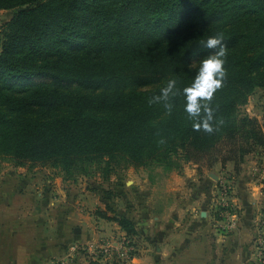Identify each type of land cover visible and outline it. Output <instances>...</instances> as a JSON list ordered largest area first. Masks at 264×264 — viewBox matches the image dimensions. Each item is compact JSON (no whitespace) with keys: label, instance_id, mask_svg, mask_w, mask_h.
Listing matches in <instances>:
<instances>
[{"label":"trees","instance_id":"1","mask_svg":"<svg viewBox=\"0 0 264 264\" xmlns=\"http://www.w3.org/2000/svg\"><path fill=\"white\" fill-rule=\"evenodd\" d=\"M1 9L15 12L0 31V154L16 165L107 175L124 159L173 171L264 147L262 124L240 113L264 88V0H0ZM216 32L227 78L208 134L193 130L182 90ZM169 78L181 92L170 115L149 104ZM97 215L135 232L129 218Z\"/></svg>","mask_w":264,"mask_h":264},{"label":"rangeland","instance_id":"2","mask_svg":"<svg viewBox=\"0 0 264 264\" xmlns=\"http://www.w3.org/2000/svg\"><path fill=\"white\" fill-rule=\"evenodd\" d=\"M14 12L15 9L0 10V31ZM37 81L51 80L39 78ZM240 113L257 118L264 130V88H257L249 96ZM208 162H188L180 169L166 171L156 165H133L121 159L107 175L98 167L88 176H71L51 165H16L0 154V193L29 194L30 211H34L30 214V223L37 217L32 201L36 207L45 206L48 240L63 233L60 224L51 223L60 216L51 212L61 209L69 200L72 204L78 203L77 209L90 214L94 222L98 221L96 225L101 224L99 210L105 211L108 217L129 218L135 224V232L128 234L122 228L115 229L111 223H104L109 227L110 236L99 233L93 236L92 250H80L75 260L72 256H57L44 264L58 260L65 264H264V147L256 146L242 161ZM199 189L208 190L204 203L191 200ZM183 202L189 210L195 209L194 214L180 213ZM201 206L209 210L211 217L207 225L194 228ZM180 216L184 218L181 220ZM6 218L7 210L0 205L3 228H0V240L8 238ZM11 222L10 219L7 223ZM53 226L60 230L52 229ZM191 227L193 232H189ZM169 229L179 230L175 233L180 235H171L173 239L181 242L190 236L191 240H197L196 245L181 248L182 254L172 257V250L180 248L165 245V232ZM96 231L103 230L96 228ZM206 239L210 240L209 244ZM156 245L160 247L156 249ZM133 257L138 260L133 262Z\"/></svg>","mask_w":264,"mask_h":264},{"label":"crops","instance_id":"3","mask_svg":"<svg viewBox=\"0 0 264 264\" xmlns=\"http://www.w3.org/2000/svg\"><path fill=\"white\" fill-rule=\"evenodd\" d=\"M198 191L199 192L196 193L191 200L192 202L198 200V202L202 201L200 203H204L207 199L208 190L199 189ZM0 195L3 196L0 197V205H4L7 210L5 229L6 236H8V238L0 240V264H44L50 258L57 256L60 258L72 256V260H75L79 258L80 250L85 248L92 250L94 245L93 236H96L97 233H99V235L110 236L109 227H105V225H103L104 223H111L112 228L121 229L120 225L113 221L107 222V219H104L103 217H98L100 221L99 223L101 224L96 225L98 221L94 222L92 220L93 217L90 214L77 209L78 203L75 202V204H72L69 200V202L60 207L61 209L57 208L51 212L55 213L56 217L57 215L60 216L51 223L56 226L60 224V226L63 227V233H61L62 235L57 236L55 234V237L48 240L45 233V206L42 208L36 207V202L32 201V206L36 209L35 216L37 217H35L32 223H30V214L34 211H30L31 198L29 197V194H23L20 191H6L1 192ZM63 200H65V198H63ZM201 207H203V209H199L200 217L199 220L195 222L196 225L193 224V226H195L194 228L207 225L210 219L209 217H211L209 216V210L204 206ZM180 210L181 214H188L189 216L194 214L195 211L194 208L189 210L186 203L180 207ZM57 211H59V214H57ZM245 215L247 216L248 214L245 213ZM33 216L34 215L32 214V217ZM179 218L182 220L184 217L182 218L180 216ZM10 219L13 220V222L7 223ZM249 221L251 222V219H249ZM56 226H53L52 229H59ZM0 228L3 229L2 225H0ZM96 228L102 229L103 231L101 233L100 231L97 232ZM194 228L191 227L189 232H193ZM170 230L171 229H169L168 232L166 230L165 232V245L172 248H180V250H172V257L182 254L181 248L196 245L195 243H197V240L195 238L191 240L190 236H186L181 242H179V239H173L171 235H180L175 233L179 230ZM201 236H203V234ZM206 241L208 244L210 243L209 239H206ZM212 244L215 247V243ZM101 247H104V243ZM158 247L160 246H155L156 249ZM184 253H186V251ZM136 260H138L137 257L132 258L133 262Z\"/></svg>","mask_w":264,"mask_h":264},{"label":"clouds","instance_id":"4","mask_svg":"<svg viewBox=\"0 0 264 264\" xmlns=\"http://www.w3.org/2000/svg\"><path fill=\"white\" fill-rule=\"evenodd\" d=\"M210 52L200 61L198 71L189 86L183 88L185 97L184 110L189 119L193 121L194 131H204L212 134L214 127L216 108L212 106L215 93L223 87L227 78V71L224 67L227 57V45L223 32H216L202 42ZM178 81L175 78L167 79L166 84L161 87L160 94L150 98L149 104H162L167 114H171L173 109V99L180 95L177 88ZM220 124L223 121H219Z\"/></svg>","mask_w":264,"mask_h":264},{"label":"built area","instance_id":"5","mask_svg":"<svg viewBox=\"0 0 264 264\" xmlns=\"http://www.w3.org/2000/svg\"><path fill=\"white\" fill-rule=\"evenodd\" d=\"M49 264H65V262L63 260H58V261H52Z\"/></svg>","mask_w":264,"mask_h":264}]
</instances>
